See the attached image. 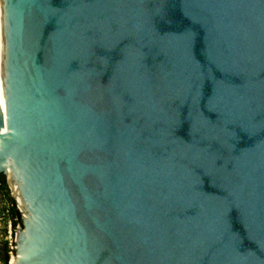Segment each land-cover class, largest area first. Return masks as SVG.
Here are the masks:
<instances>
[{
    "label": "water",
    "instance_id": "1",
    "mask_svg": "<svg viewBox=\"0 0 264 264\" xmlns=\"http://www.w3.org/2000/svg\"><path fill=\"white\" fill-rule=\"evenodd\" d=\"M2 6L10 264H264V0Z\"/></svg>",
    "mask_w": 264,
    "mask_h": 264
},
{
    "label": "trees",
    "instance_id": "2",
    "mask_svg": "<svg viewBox=\"0 0 264 264\" xmlns=\"http://www.w3.org/2000/svg\"><path fill=\"white\" fill-rule=\"evenodd\" d=\"M0 194L7 200L8 208V221L12 223L15 230L18 226L23 225L22 215L20 210L17 208L16 202L12 197V192L9 188L8 182L4 175H0ZM8 242H6V251L9 252ZM11 256L7 253L5 258H0V264H10Z\"/></svg>",
    "mask_w": 264,
    "mask_h": 264
},
{
    "label": "bare ground",
    "instance_id": "3",
    "mask_svg": "<svg viewBox=\"0 0 264 264\" xmlns=\"http://www.w3.org/2000/svg\"><path fill=\"white\" fill-rule=\"evenodd\" d=\"M3 6H2V0H0V105L3 107L5 106L4 104V99H3V86H2V79H1V70H2V48H3V41H2V36H3ZM14 192L16 196L18 197V202L20 207L26 208L25 203L23 201L22 195L19 192V189L17 186H13Z\"/></svg>",
    "mask_w": 264,
    "mask_h": 264
},
{
    "label": "rangeland",
    "instance_id": "4",
    "mask_svg": "<svg viewBox=\"0 0 264 264\" xmlns=\"http://www.w3.org/2000/svg\"><path fill=\"white\" fill-rule=\"evenodd\" d=\"M6 209H8L9 207H5ZM18 227L16 228L15 230V227L12 226L10 220L8 221L5 220V222L3 221H0V241L1 240H8V243L10 245V242L13 244H16L15 243V240H17V234H18ZM8 236V237H7ZM7 237V238H6ZM17 246V245H16ZM17 251V249H16ZM15 251V253L12 255V257L16 256L17 252ZM12 259V258H11Z\"/></svg>",
    "mask_w": 264,
    "mask_h": 264
},
{
    "label": "flooded vegetation",
    "instance_id": "5",
    "mask_svg": "<svg viewBox=\"0 0 264 264\" xmlns=\"http://www.w3.org/2000/svg\"><path fill=\"white\" fill-rule=\"evenodd\" d=\"M7 200L4 198V196L2 194H0V221L5 222V220L8 219V209H6L5 207H7ZM17 205V204H16ZM18 208V207H17ZM12 224V223H11ZM20 226H18V230H19ZM8 237V236H7ZM6 237V238H7ZM6 242H8V240H1L0 241V258H5L6 254L8 253L11 258H12V254H11V250H10V246L8 244L9 247V252L6 251ZM17 249V248H16ZM16 251V250H15ZM15 253V252H14Z\"/></svg>",
    "mask_w": 264,
    "mask_h": 264
},
{
    "label": "built area",
    "instance_id": "6",
    "mask_svg": "<svg viewBox=\"0 0 264 264\" xmlns=\"http://www.w3.org/2000/svg\"><path fill=\"white\" fill-rule=\"evenodd\" d=\"M15 243H16V244H13V242H12V243L10 242V245H9V246H10V250H11V254H12V255L14 254V252H15V250H16V248H17V246H16V245H17V240H15ZM12 258H13V257H12Z\"/></svg>",
    "mask_w": 264,
    "mask_h": 264
}]
</instances>
